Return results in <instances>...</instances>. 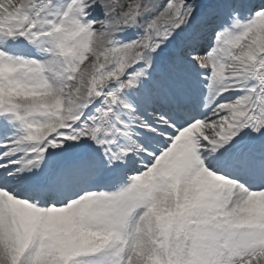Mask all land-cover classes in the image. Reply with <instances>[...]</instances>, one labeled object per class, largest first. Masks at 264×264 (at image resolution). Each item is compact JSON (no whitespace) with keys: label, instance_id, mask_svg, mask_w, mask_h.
<instances>
[{"label":"snow or ice","instance_id":"6c2138e0","mask_svg":"<svg viewBox=\"0 0 264 264\" xmlns=\"http://www.w3.org/2000/svg\"><path fill=\"white\" fill-rule=\"evenodd\" d=\"M0 264H264V0H0Z\"/></svg>","mask_w":264,"mask_h":264}]
</instances>
